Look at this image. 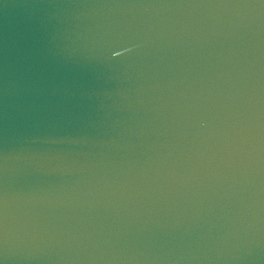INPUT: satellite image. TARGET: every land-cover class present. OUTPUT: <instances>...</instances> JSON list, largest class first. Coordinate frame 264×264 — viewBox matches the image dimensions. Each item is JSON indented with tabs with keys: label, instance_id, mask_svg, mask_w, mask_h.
Masks as SVG:
<instances>
[{
	"label": "water",
	"instance_id": "95a60500",
	"mask_svg": "<svg viewBox=\"0 0 264 264\" xmlns=\"http://www.w3.org/2000/svg\"><path fill=\"white\" fill-rule=\"evenodd\" d=\"M0 264H264V0H0Z\"/></svg>",
	"mask_w": 264,
	"mask_h": 264
}]
</instances>
